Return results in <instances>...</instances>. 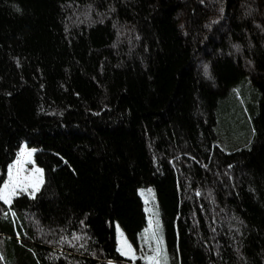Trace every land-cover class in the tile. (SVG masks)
Here are the masks:
<instances>
[{
  "label": "trees",
  "instance_id": "16d2710c",
  "mask_svg": "<svg viewBox=\"0 0 264 264\" xmlns=\"http://www.w3.org/2000/svg\"><path fill=\"white\" fill-rule=\"evenodd\" d=\"M24 144L44 182L0 200V264H146L115 230L137 244L141 186L174 264H264V0H0V189Z\"/></svg>",
  "mask_w": 264,
  "mask_h": 264
},
{
  "label": "rangeland",
  "instance_id": "374dc122",
  "mask_svg": "<svg viewBox=\"0 0 264 264\" xmlns=\"http://www.w3.org/2000/svg\"><path fill=\"white\" fill-rule=\"evenodd\" d=\"M252 86L253 83L251 81L235 85L232 88L231 95V97H234L235 102L227 100L226 103H224L227 111L226 115L231 124L229 128L232 129L230 130L228 128V122L221 126V138L218 143L225 150H230L238 145H244L247 141V136H249V124L251 123L249 104L255 102L257 99ZM22 152H31L32 155L30 158L26 155L22 157ZM34 156L35 149L24 144L16 160L9 166L4 184L7 183L10 185V192L15 188V194L10 196V200L23 193L35 196L41 189L43 183L39 185L38 190H35L34 187L38 183L39 174L35 173L33 170L37 168L42 169L36 164ZM21 160L24 162L22 164L18 163V161ZM4 184L1 189H3ZM139 193L145 203L147 224L140 231L138 242L135 245L130 241L120 223L116 221L115 230L118 249L123 256L131 260H141L146 264H174V258L166 246L163 218L156 191L153 186H141L139 187ZM127 245L131 246V252L125 255L126 252H129ZM122 247L123 251H121ZM157 249H159L158 253L156 252ZM152 256H155V259L150 261L148 257Z\"/></svg>",
  "mask_w": 264,
  "mask_h": 264
},
{
  "label": "snow or ice",
  "instance_id": "6c2138e0",
  "mask_svg": "<svg viewBox=\"0 0 264 264\" xmlns=\"http://www.w3.org/2000/svg\"><path fill=\"white\" fill-rule=\"evenodd\" d=\"M25 155L30 158L31 155H32V153L31 152H27V153H23L22 152L21 153V156L22 157L25 156ZM23 162H24L23 160L18 161V163H20V164H22ZM33 171L35 173L39 174L38 183L34 186L35 187V190H38L39 189V185L43 183V170L37 168V169H34ZM9 187H10V185L6 183V184H4L3 189H0V200L5 201L6 203H10L11 202L10 196L15 194V188H13L12 191L10 192L9 191ZM127 247L129 249V252H126L125 255H128L131 252V246L130 245H127ZM121 251H123V247H122ZM156 252L158 253L159 252V249H157ZM133 258H135V257H133ZM148 259L150 261L151 260H154L155 259V256L148 257Z\"/></svg>",
  "mask_w": 264,
  "mask_h": 264
}]
</instances>
